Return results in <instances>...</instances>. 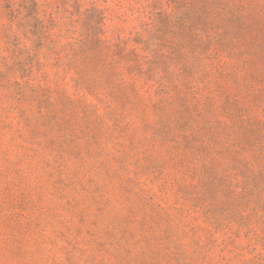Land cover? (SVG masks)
<instances>
[{
    "label": "rangeland",
    "instance_id": "1",
    "mask_svg": "<svg viewBox=\"0 0 264 264\" xmlns=\"http://www.w3.org/2000/svg\"><path fill=\"white\" fill-rule=\"evenodd\" d=\"M9 2L0 264H264V0Z\"/></svg>",
    "mask_w": 264,
    "mask_h": 264
},
{
    "label": "trees",
    "instance_id": "2",
    "mask_svg": "<svg viewBox=\"0 0 264 264\" xmlns=\"http://www.w3.org/2000/svg\"><path fill=\"white\" fill-rule=\"evenodd\" d=\"M9 1H10V0H6V2H7V6H6V7H7L9 10H11V9H10V4H11V3H10ZM30 7H34L33 2H32V4H31ZM26 8H27V7H26ZM11 13H12V12H11Z\"/></svg>",
    "mask_w": 264,
    "mask_h": 264
}]
</instances>
